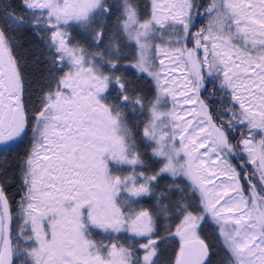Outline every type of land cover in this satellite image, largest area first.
Here are the masks:
<instances>
[{
    "label": "snow or ice",
    "instance_id": "obj_1",
    "mask_svg": "<svg viewBox=\"0 0 264 264\" xmlns=\"http://www.w3.org/2000/svg\"><path fill=\"white\" fill-rule=\"evenodd\" d=\"M25 140L0 264H161L169 242L213 264L206 228L221 264H264V0H0V145Z\"/></svg>",
    "mask_w": 264,
    "mask_h": 264
},
{
    "label": "trees",
    "instance_id": "obj_2",
    "mask_svg": "<svg viewBox=\"0 0 264 264\" xmlns=\"http://www.w3.org/2000/svg\"><path fill=\"white\" fill-rule=\"evenodd\" d=\"M4 2L13 4L17 7V10H19L20 0H4ZM198 3L207 4L208 0H198ZM197 23H199V21ZM19 44L21 47L20 59L22 60L20 61V63L26 68L27 80L29 82L32 81L34 85L38 87L42 82L41 77L46 70V61L44 58L46 57V53L42 47L36 45L37 42L32 39V37L29 38L27 36H20ZM201 236L207 243H209L210 245H214V249L212 252L213 264H221V261L223 260V253L217 251L219 249V244L215 239V233L210 228H206L201 233ZM175 247L176 245L174 243L168 245L167 247L164 246L163 254L161 257V264H167V262L174 257Z\"/></svg>",
    "mask_w": 264,
    "mask_h": 264
},
{
    "label": "flooded vegetation",
    "instance_id": "obj_3",
    "mask_svg": "<svg viewBox=\"0 0 264 264\" xmlns=\"http://www.w3.org/2000/svg\"><path fill=\"white\" fill-rule=\"evenodd\" d=\"M20 36H27L29 38L32 37V39H34L39 47H42V41L41 39H39L36 35H34L33 33H30L29 31H23V32H17L15 33V37H16V42L14 45V55L17 57L20 67L21 69H24V74H25V79L27 82H29L27 80V72H26V68L20 63V61H22L20 59V51L18 49L19 47V37ZM45 53H46V49H44ZM45 58V65H46V71L48 70L49 67V62H48V58L47 55ZM30 136V135H29ZM31 138V136H30ZM21 143L17 142L15 144H11V145H2V151H6L8 149H10L13 153V157L18 160V156H17V147L20 145ZM12 159V158H11ZM13 163V161H11L10 159H8L6 162H4L2 165H0V187H3L5 194L7 195L14 211H13V217H14V221H13V226L14 227H19V223H17V221H19V217L17 216V211H18V205H19V201H20V197L23 195L22 192V184H21V171H16V165ZM152 205V201L148 200L145 204L144 207H148Z\"/></svg>",
    "mask_w": 264,
    "mask_h": 264
},
{
    "label": "rangeland",
    "instance_id": "obj_4",
    "mask_svg": "<svg viewBox=\"0 0 264 264\" xmlns=\"http://www.w3.org/2000/svg\"><path fill=\"white\" fill-rule=\"evenodd\" d=\"M142 2L143 3H147L145 0H142ZM21 32H23V31H21ZM30 33H32L31 31H29ZM35 35V34H34ZM37 36V35H36ZM73 36H74V38H75V40H79L80 39V37H78V36H76L75 35V33H73ZM37 46H38V44H36ZM42 48L43 49H46L45 48V45H44V43L42 42ZM18 49H19V51H21V47H20V44H19V47H18ZM20 53V52H19ZM35 63H38V62H35ZM48 71V70H47ZM47 71L45 70V75H44V73H43V75H42V77H41V80H42V82H41V84L43 83V80H44V77L47 75ZM22 72H23V74H24V69L22 68ZM24 76H25V74H24ZM32 82V81H31ZM30 82V83H31ZM33 86H36V85H34V83L32 82L31 83ZM29 139H30V136H29ZM29 147H30V145L28 144V141L27 140H25L23 143H21L18 147H17V156H18V160H16L14 157H13V153H12V151L10 150V149H8V150H6V151H2V145H0V165H2L4 162H6L8 159H10L11 161H13V163L16 165V171L18 172V171H21L20 169H21V166H22V164H23V160H24V156H25V154H26V152L28 151V149H29ZM12 158V159H11ZM151 198H148V197H145V198H143V203L140 205V207H143V208H146V207H144V204L148 201V200H150ZM96 237L97 236H95L94 238L96 239ZM99 237V236H98ZM99 239H100V237H99ZM97 240V239H96ZM170 244H172V242H169V243H167V244H163L162 245V247H161V249H160V261H161V257H162V254H163V250H164V246H168V245H170ZM17 264H19L18 262H17Z\"/></svg>",
    "mask_w": 264,
    "mask_h": 264
}]
</instances>
